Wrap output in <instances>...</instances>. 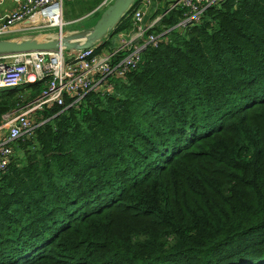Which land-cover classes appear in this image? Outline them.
<instances>
[{"label":"trees","instance_id":"trees-1","mask_svg":"<svg viewBox=\"0 0 264 264\" xmlns=\"http://www.w3.org/2000/svg\"><path fill=\"white\" fill-rule=\"evenodd\" d=\"M181 14L109 88L33 111L0 171V264H264V0ZM43 83L0 87V120Z\"/></svg>","mask_w":264,"mask_h":264},{"label":"built area","instance_id":"built-area-1","mask_svg":"<svg viewBox=\"0 0 264 264\" xmlns=\"http://www.w3.org/2000/svg\"><path fill=\"white\" fill-rule=\"evenodd\" d=\"M63 0H20L17 7L0 15V38L7 36L17 22L24 27L39 23L53 24L56 13L60 20ZM220 0H161L163 9L150 21L143 16L152 0H138L130 13L131 26L119 30L114 45L95 50V45L49 50L32 49L0 53V87H13L21 82L44 79L38 95L2 114L0 120V171L12 153L11 141L31 129L33 111L46 103L60 104L63 96L77 99L91 89L110 87L111 79L134 68L145 45H155L165 29H155L158 19L172 8L182 10L174 25L182 26L200 20L204 9ZM156 4V2H154ZM156 6V5H155Z\"/></svg>","mask_w":264,"mask_h":264},{"label":"water","instance_id":"water-1","mask_svg":"<svg viewBox=\"0 0 264 264\" xmlns=\"http://www.w3.org/2000/svg\"><path fill=\"white\" fill-rule=\"evenodd\" d=\"M133 1L111 0L103 7L89 27L73 30L68 33L58 31L54 37H1L0 53L22 52L32 49H73L91 46L113 28Z\"/></svg>","mask_w":264,"mask_h":264},{"label":"rangeland","instance_id":"rangeland-1","mask_svg":"<svg viewBox=\"0 0 264 264\" xmlns=\"http://www.w3.org/2000/svg\"><path fill=\"white\" fill-rule=\"evenodd\" d=\"M99 1L100 3L97 6L89 10L90 6L96 4L98 0H95L94 2L92 0H63L61 5L60 20H58L57 23H39L37 26L11 32L7 35V37L22 38L27 36H35L39 38H46L56 36L58 31L61 33H68L73 30L89 27L95 21L99 15V12L103 9L102 5H105L109 0ZM155 5L157 4H150L145 11L143 9V16L146 21H150L151 16H153L160 9V7L158 9V6ZM80 12H83L82 16L77 17V19H72L70 21L66 20L67 18L79 14ZM76 27L77 29H71Z\"/></svg>","mask_w":264,"mask_h":264},{"label":"crops","instance_id":"crops-1","mask_svg":"<svg viewBox=\"0 0 264 264\" xmlns=\"http://www.w3.org/2000/svg\"><path fill=\"white\" fill-rule=\"evenodd\" d=\"M19 1L20 0H0V15H2L3 13H5V12H7L9 10L15 9L17 7ZM79 1H81V0H79ZM92 1L94 2L95 0H92ZM137 2H138V0H137ZM153 2H156V4H161L160 3L161 0H154ZM99 3H100V1L98 0V2H96V4H93L92 6H90L91 8H89V10L92 9L93 7L97 6ZM61 5H62V3H61ZM102 6H104V5H102ZM89 10H87V11H89ZM60 13H61V10H60ZM82 13L83 12H80L79 14H76L74 16H71V17L67 18L66 20L67 21H70L72 19H77V17L82 16ZM25 24H26V21L25 20L20 21V22H17L14 25L13 30L11 32L18 31V30L20 31V30H23V29L30 28V27H27V28L24 27ZM71 29H77V27L76 28H71ZM117 35H118V32L113 33L112 35L110 34L111 37L108 36V38L109 37L110 38L109 39L107 38L109 40V43L108 44H105V45H102L101 47H99V49L100 50H103V49H106V48L110 47L111 45H114L116 43V41H117ZM5 37H7V36H5ZM99 40H97L94 45H98L99 43L101 44L103 42L102 40L101 41H99Z\"/></svg>","mask_w":264,"mask_h":264},{"label":"bare ground","instance_id":"bare-ground-1","mask_svg":"<svg viewBox=\"0 0 264 264\" xmlns=\"http://www.w3.org/2000/svg\"><path fill=\"white\" fill-rule=\"evenodd\" d=\"M58 13H56L55 15H54V17H53V19H52V22L53 23H57V21L59 20V18H58Z\"/></svg>","mask_w":264,"mask_h":264}]
</instances>
